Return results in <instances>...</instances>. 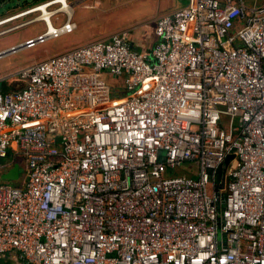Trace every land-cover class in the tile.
I'll list each match as a JSON object with an SVG mask.
<instances>
[{"label":"built area","instance_id":"1","mask_svg":"<svg viewBox=\"0 0 264 264\" xmlns=\"http://www.w3.org/2000/svg\"><path fill=\"white\" fill-rule=\"evenodd\" d=\"M36 22L45 32L25 44L73 33L71 1L0 18V37ZM156 39L143 52L120 36L80 47L0 91V168L13 150L28 172L19 187L2 178L14 166L1 176L0 255L264 264V3L189 0Z\"/></svg>","mask_w":264,"mask_h":264},{"label":"crops","instance_id":"2","mask_svg":"<svg viewBox=\"0 0 264 264\" xmlns=\"http://www.w3.org/2000/svg\"><path fill=\"white\" fill-rule=\"evenodd\" d=\"M70 1L72 6V23L75 25L76 30L71 34H67L62 37L74 35L75 33L77 34L78 27L84 23L88 25L90 33L89 34L87 33L85 36H81L76 39H73L71 43H68V45L63 50L58 52L56 56L48 59L55 58L57 56L69 53L74 49L84 47L93 43L108 41L112 37L118 35H122L126 40H128L133 45L135 49L139 50L140 52L146 51L152 48L156 43L157 40L156 31L159 21L170 14L184 10L185 8H187L189 3V0H155L156 1L155 5H149V3L154 0H142L139 1V4L136 3L137 0H70ZM240 1L243 3L244 7L247 10H252L258 7L256 5L254 6L248 5V2L245 0H240ZM34 4H30V5H34ZM136 5L138 7V10L142 9L143 7L148 8L149 6L152 9L155 8L154 12L156 15L153 16V18H151L150 20L144 19L146 17L144 18L142 17L139 20H132L131 17L127 18L126 12L130 11L132 7H136ZM26 6H29V4ZM4 87L7 90H9V92L21 88L19 85L15 84V81L11 85L10 84L5 85L0 82V90L3 91ZM20 156L21 154L11 150L8 157L11 159V161H9L8 163L3 162L2 166H15L16 164L20 166V162H17L18 159L20 160L21 158Z\"/></svg>","mask_w":264,"mask_h":264},{"label":"rangeland","instance_id":"3","mask_svg":"<svg viewBox=\"0 0 264 264\" xmlns=\"http://www.w3.org/2000/svg\"><path fill=\"white\" fill-rule=\"evenodd\" d=\"M43 1L45 0H0V17L3 18L5 16L11 15L13 12L22 10V8H24L28 4L29 5L34 3L36 4V3H41ZM139 1L142 0H137L136 3L139 4ZM245 1L248 2V5L259 6L263 3L264 0H245ZM155 4H156L155 0L149 3V5H155ZM154 10L155 8L152 9L150 8V6L148 8L143 7L142 9L138 10V7L136 5V7H132L130 11L126 12V16L127 18L131 17L132 20H139L142 17L143 18L146 17L144 19L150 20L151 18H153V16L156 15ZM58 25L59 24H56L55 26ZM43 32H45V24L42 22H36L25 28L9 33L5 36H2L0 37V51L9 50L13 47V45L14 47L19 46L28 39H36ZM87 33L88 34L90 33L89 28L88 25L84 23L78 27L77 34L75 33L74 35L62 37L58 40H55L54 38H50L43 43L36 44L29 48H24L15 53L1 57L0 82L5 85L6 84L11 85L15 81V84L21 87V85L16 82L17 75L19 74V72H21V70L50 60L48 58L56 56V54L61 50H63L68 45V43H71L73 39H76L81 36H85ZM118 36L123 37L122 35H118ZM230 123H231L230 117L228 116L222 117V125H224V128L226 130L229 129ZM237 125H238V121H236V126ZM20 157H21L20 160L18 159L17 162H20L19 167H20L21 180H14L8 183L10 185L12 184L15 187H19L21 185L20 184L21 181L24 178H26V176L28 175L25 165V159L22 156ZM9 161H11L10 158L4 160V163H8ZM11 167L12 166H2L0 168V183L2 181L1 179L2 174L10 170ZM189 167L190 166L182 165L175 169H169L166 172L165 177L170 178L173 176H183L188 172ZM193 177L196 178V175Z\"/></svg>","mask_w":264,"mask_h":264},{"label":"water","instance_id":"4","mask_svg":"<svg viewBox=\"0 0 264 264\" xmlns=\"http://www.w3.org/2000/svg\"><path fill=\"white\" fill-rule=\"evenodd\" d=\"M36 44H37V42H32L30 45L24 43V44H21L19 46L13 47L9 50L2 51V52H0V58L7 56L9 54L15 53V52L22 50L24 48L30 47L32 45L34 46ZM233 159H234V155H230V156H228L227 160L225 161V165H224L225 167L223 170L224 175H225L226 170L230 164V161ZM19 177H20V167L18 164H16L7 174H4L2 176V178L4 180H9V181L18 180ZM224 180H225V178H223V182H224ZM223 187L224 186L221 185V188H223ZM0 264H21V261L19 260L17 254L10 255V256L0 255Z\"/></svg>","mask_w":264,"mask_h":264},{"label":"trees","instance_id":"5","mask_svg":"<svg viewBox=\"0 0 264 264\" xmlns=\"http://www.w3.org/2000/svg\"><path fill=\"white\" fill-rule=\"evenodd\" d=\"M36 4H39V3H36ZM3 89H4L3 91L0 90V91H2V93H8L9 92V90H7L5 87Z\"/></svg>","mask_w":264,"mask_h":264},{"label":"bare ground","instance_id":"6","mask_svg":"<svg viewBox=\"0 0 264 264\" xmlns=\"http://www.w3.org/2000/svg\"><path fill=\"white\" fill-rule=\"evenodd\" d=\"M51 29L53 30L54 28H53V27H51Z\"/></svg>","mask_w":264,"mask_h":264}]
</instances>
